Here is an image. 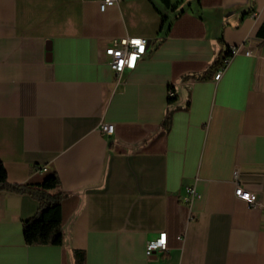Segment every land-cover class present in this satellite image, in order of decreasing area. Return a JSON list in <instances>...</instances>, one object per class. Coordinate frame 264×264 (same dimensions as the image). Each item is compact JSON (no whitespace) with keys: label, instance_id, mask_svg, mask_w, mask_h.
<instances>
[{"label":"crops","instance_id":"crops-1","mask_svg":"<svg viewBox=\"0 0 264 264\" xmlns=\"http://www.w3.org/2000/svg\"><path fill=\"white\" fill-rule=\"evenodd\" d=\"M263 21L264 0H0V161L34 187L48 165L64 194L61 244H28L39 200L0 189V264H264ZM125 36L149 44L117 75Z\"/></svg>","mask_w":264,"mask_h":264},{"label":"trees","instance_id":"trees-1","mask_svg":"<svg viewBox=\"0 0 264 264\" xmlns=\"http://www.w3.org/2000/svg\"><path fill=\"white\" fill-rule=\"evenodd\" d=\"M258 35L264 38V21L259 27ZM231 50L221 58H216L210 70H217L225 65V60L231 56ZM172 100V97H169ZM41 183L34 187L32 181L25 184H10L7 181V171L0 161V189H8L19 193H30L39 200V206L34 216L23 223L25 241L28 244H61L62 242V201L64 194L59 190L60 179L56 171L48 170L42 173ZM75 264H86L84 251L75 252Z\"/></svg>","mask_w":264,"mask_h":264},{"label":"built area","instance_id":"built-area-1","mask_svg":"<svg viewBox=\"0 0 264 264\" xmlns=\"http://www.w3.org/2000/svg\"><path fill=\"white\" fill-rule=\"evenodd\" d=\"M121 0H100V9L105 11L107 8L117 5ZM149 44V39L139 36H125L120 38H114L112 42L105 48L104 52L108 58V62L112 70L120 75L125 70L135 69L138 61L143 57L147 51V46ZM244 49L243 45L233 46L231 48V56L241 52ZM246 54H250L249 50H245ZM229 56L225 60V64L231 58ZM222 75V71L218 70L215 74V79L218 80ZM174 96V91L172 88L169 89V97ZM99 130L105 135H114L116 132V125L110 122H101L99 125ZM51 168L48 165L43 166L38 172H46ZM237 177V174H236ZM238 180V178H237ZM235 195L236 197L244 200L249 207L256 208L259 206L258 195L255 191L244 188V186L238 181H236ZM190 192H194L190 189ZM185 233L182 232L177 236L180 241L184 240ZM168 249L167 232H160L159 236L155 239L148 240L146 244L147 255H152L158 252H164Z\"/></svg>","mask_w":264,"mask_h":264}]
</instances>
